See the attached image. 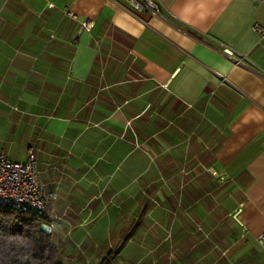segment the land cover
I'll use <instances>...</instances> for the list:
<instances>
[{"label": "crops", "instance_id": "1", "mask_svg": "<svg viewBox=\"0 0 264 264\" xmlns=\"http://www.w3.org/2000/svg\"><path fill=\"white\" fill-rule=\"evenodd\" d=\"M152 1L0 0V152L63 264H264V3Z\"/></svg>", "mask_w": 264, "mask_h": 264}, {"label": "built area", "instance_id": "2", "mask_svg": "<svg viewBox=\"0 0 264 264\" xmlns=\"http://www.w3.org/2000/svg\"><path fill=\"white\" fill-rule=\"evenodd\" d=\"M256 1L264 3V0ZM128 3L134 11L160 15V8L152 0H128ZM85 26L90 27V23H85ZM253 29L260 38H264V27L254 24ZM222 52L236 64H243L245 61L244 56L237 55L227 46H223ZM37 175V159L33 147L28 150L27 159L23 162L13 161L0 152V207L8 206L16 211L33 212L46 220L44 228L50 232L60 217L48 220L45 196L38 183ZM257 241L264 248V232L257 237Z\"/></svg>", "mask_w": 264, "mask_h": 264}, {"label": "trees", "instance_id": "3", "mask_svg": "<svg viewBox=\"0 0 264 264\" xmlns=\"http://www.w3.org/2000/svg\"><path fill=\"white\" fill-rule=\"evenodd\" d=\"M45 223L33 212L0 207V264H63Z\"/></svg>", "mask_w": 264, "mask_h": 264}]
</instances>
